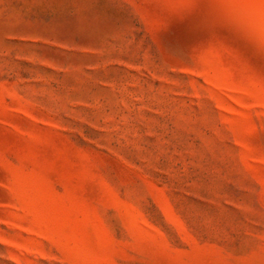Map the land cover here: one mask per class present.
<instances>
[{"label":"rangeland","instance_id":"obj_1","mask_svg":"<svg viewBox=\"0 0 264 264\" xmlns=\"http://www.w3.org/2000/svg\"><path fill=\"white\" fill-rule=\"evenodd\" d=\"M0 264H264V0H0Z\"/></svg>","mask_w":264,"mask_h":264}]
</instances>
